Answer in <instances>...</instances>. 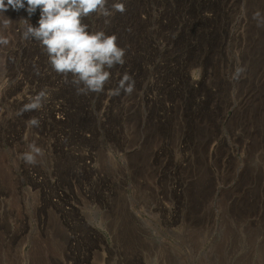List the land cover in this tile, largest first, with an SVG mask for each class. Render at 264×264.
Returning a JSON list of instances; mask_svg holds the SVG:
<instances>
[{"label": "rangeland", "instance_id": "1", "mask_svg": "<svg viewBox=\"0 0 264 264\" xmlns=\"http://www.w3.org/2000/svg\"><path fill=\"white\" fill-rule=\"evenodd\" d=\"M119 2L83 21L126 49L88 95L23 38L39 9L0 15V264H264V0Z\"/></svg>", "mask_w": 264, "mask_h": 264}, {"label": "clouds", "instance_id": "2", "mask_svg": "<svg viewBox=\"0 0 264 264\" xmlns=\"http://www.w3.org/2000/svg\"><path fill=\"white\" fill-rule=\"evenodd\" d=\"M108 0H0V15L9 9L19 11L25 9L29 16L37 9L40 10L38 26L27 24L23 32L25 40H35L39 43L41 51L47 56V63L52 71L62 75L67 81L71 76V84L75 87L77 95H88L104 91L105 85L111 78V69L117 65L123 66L126 49L117 43L115 34L108 35L104 30H90L84 19L90 15L102 16L105 23L116 12L123 14L125 4L114 2L111 9L107 7ZM252 19L257 27H264V13L256 10ZM9 18L0 19V25L8 26ZM7 39L0 36V45H7ZM245 68L237 67L234 79H239ZM39 75V72L37 71ZM131 95L135 91V79L125 72L114 89L109 90L113 96L121 92ZM49 92L40 90L30 101L23 105L17 115L24 112L40 110L47 101ZM29 128H38L40 119L32 117L26 122ZM44 152L35 142L27 144V150L20 153L18 159L27 165L37 164V158Z\"/></svg>", "mask_w": 264, "mask_h": 264}, {"label": "bare ground", "instance_id": "3", "mask_svg": "<svg viewBox=\"0 0 264 264\" xmlns=\"http://www.w3.org/2000/svg\"><path fill=\"white\" fill-rule=\"evenodd\" d=\"M121 1V0H120ZM136 2V1H135ZM194 2V1H193ZM257 4V3H256ZM111 5V4H110ZM207 5V4H206ZM126 6V5H125ZM212 6V5H211ZM239 8V7H238ZM251 8V7H250ZM237 9V8H236ZM263 11V10H262ZM253 12V11H252ZM238 13V12H237ZM228 14V13H227ZM249 14V13H248ZM143 16V15H142ZM170 17V16H169ZM204 18V17H203ZM100 19V18H99ZM140 19V18H139ZM145 19V18H144ZM200 20V19H199ZM99 21V20H98ZM196 21V20H195ZM217 24V23H216ZM123 26V25H122ZM199 26V25H198ZM251 26V25H250ZM167 27V26H166ZM171 27V26H170ZM213 29V28H212ZM216 29V28H215ZM198 31V30H197ZM203 31V30H202ZM184 32V31H183ZM263 32V31H262ZM122 34V33H121ZM239 34V33H238ZM262 34V33H261ZM191 35V34H190ZM211 35V34H210ZM254 35V34H253ZM258 40V39H257ZM214 44V43H213ZM219 45V44H218ZM263 45V44H262ZM261 46V45H260ZM134 47V46H133ZM132 47V48H133ZM217 47V46H216ZM179 48V47H178ZM255 48V47H254ZM259 48V47H258ZM36 49V48H35ZM261 49V48H260ZM39 50V49H38ZM136 50V49H135ZM165 51V50H164ZM256 51V50H255ZM147 53V52H146ZM260 53V52H259ZM177 56V55H176ZM181 56V55H180ZM155 57V56H154ZM247 58V57H246ZM263 58V57H262ZM185 59V58H184ZM176 60V59H175ZM189 60V59H188ZM255 60V59H254ZM177 62V61H176ZM254 62V61H253ZM179 63V62H178ZM31 64V63H30ZM249 65V64H248ZM252 65V64H251ZM133 66V65H132ZM153 69V68H152ZM122 70V69H121ZM3 73V72H2ZM262 75V74H261ZM165 76V75H164ZM205 81V80H204ZM40 82V81H39ZM216 87V86H215ZM262 87V86H261ZM194 88V87H193ZM259 90V89H258ZM157 91V90H156ZM181 91V90H180ZM252 91V90H251ZM36 92V91H35ZM205 92V91H204ZM38 93V92H37ZM147 93V92H146ZM258 93V92H257ZM175 94V93H174ZM177 94V93H176ZM172 95V94H171ZM213 95V93H212ZM164 96V95H163ZM257 96V95H256ZM254 97V96H253ZM202 99V98H201ZM247 100V99H246ZM255 100V99H254ZM162 105V104H161ZM181 105V104H180ZM231 105V104H230ZM238 106V105H237ZM67 109V108H66ZM40 112V111H39ZM237 112V111H236ZM151 116V115H150ZM76 117V116H75ZM155 117V116H154ZM156 118V117H155ZM60 119V118H59ZM69 121V120H68ZM243 121V120H242ZM167 122V121H166ZM257 123V122H256ZM163 125V124H162ZM166 126V125H165ZM243 128V127H242ZM238 131V130H237ZM253 131V130H252ZM256 132V131H255ZM237 135V134H236ZM181 136V135H180ZM189 138V137H188ZM199 142V141H198ZM173 143V142H172ZM174 144V143H173ZM217 146V145H216ZM173 147V146H172ZM203 147V146H202ZM206 147V146H205ZM247 151V150H246ZM75 155V154H74ZM250 159V158H248ZM170 161V160H169ZM249 161V160H248ZM248 168V167H247ZM177 169V168H176ZM66 171V170H65ZM260 178V177H259ZM97 181V180H96ZM243 181V180H242ZM106 182V181H105ZM114 183V182H113ZM248 183V182H247ZM207 185V184H206ZM114 186V185H113ZM203 186V185H202ZM200 188V187H199ZM208 191V190H207ZM107 197V196H106ZM204 197V196H203ZM124 219V218H123ZM127 222V221H126Z\"/></svg>", "mask_w": 264, "mask_h": 264}]
</instances>
